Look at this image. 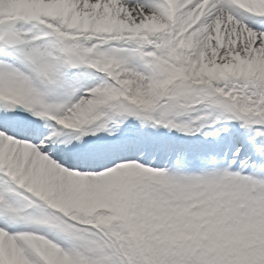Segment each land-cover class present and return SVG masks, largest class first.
Masks as SVG:
<instances>
[{
	"label": "snow or ice",
	"instance_id": "obj_1",
	"mask_svg": "<svg viewBox=\"0 0 264 264\" xmlns=\"http://www.w3.org/2000/svg\"><path fill=\"white\" fill-rule=\"evenodd\" d=\"M0 264H264V0H0Z\"/></svg>",
	"mask_w": 264,
	"mask_h": 264
}]
</instances>
